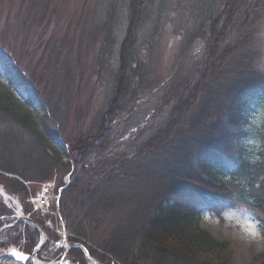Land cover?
I'll list each match as a JSON object with an SVG mask.
<instances>
[{
	"label": "trees",
	"instance_id": "obj_1",
	"mask_svg": "<svg viewBox=\"0 0 264 264\" xmlns=\"http://www.w3.org/2000/svg\"><path fill=\"white\" fill-rule=\"evenodd\" d=\"M263 2L122 0L117 12L116 0H106L104 29L96 31L102 35L97 73L110 68L113 84L105 112L88 133L65 140L67 153L59 138L66 116L58 103L75 86L73 79L65 70L50 88L37 87L0 51V75H6L0 76V120L8 125L0 127V184L22 199L26 182L50 181L64 170L69 183L60 180L56 192L71 242L92 240L94 256L117 264H230L227 240L205 227L204 214L212 210L224 220L219 206L235 200L251 207L261 230L262 244L248 264H264V113L251 116L264 102V66L254 64L244 30ZM171 20L183 47L173 73L158 83L144 52L153 48L160 24ZM148 24L155 26L153 34ZM113 25L121 26V38ZM196 42L201 60L189 59L184 69L180 64ZM210 73L219 78L203 83ZM200 89L198 105L185 115ZM66 156L71 161L65 164ZM7 214L0 201V218ZM28 236L24 244L32 252L40 236ZM73 250L75 261L84 263L82 249ZM60 252L50 253L57 258Z\"/></svg>",
	"mask_w": 264,
	"mask_h": 264
},
{
	"label": "rangeland",
	"instance_id": "obj_2",
	"mask_svg": "<svg viewBox=\"0 0 264 264\" xmlns=\"http://www.w3.org/2000/svg\"><path fill=\"white\" fill-rule=\"evenodd\" d=\"M105 1L0 0V51L16 65V69L18 68L23 73L26 81L37 87L46 88L52 84L54 76H58L61 71L65 70L68 73L66 77L70 80L73 79L75 86H68L71 89L68 92L69 95L60 101L61 103H58L60 105L58 112L66 116L64 125L66 132L62 137H59L61 148L65 153L69 150L65 144L67 138L80 137L94 127L93 125L105 110V102L109 96V92L106 91L113 84L110 68H107L101 76L97 73L102 35L96 31L99 26L103 28ZM121 2L122 0H116L117 12L121 8ZM257 16L252 18V22L244 30L246 36L250 38L249 47L255 54L254 64L259 68L264 66V2L258 9ZM160 25V28L154 32L155 26L148 24V33L153 34L154 32L152 38L154 43L152 42L153 48L149 52H144L146 60L149 62L148 69H150L151 78L158 83L173 73L172 67L176 64L183 47V39L177 34L175 35L176 25L172 20ZM113 27L117 38H121L123 34L121 26L113 25ZM235 40L236 38L233 37L231 45ZM119 41L120 39L111 47L114 50L110 60L111 69L116 67ZM200 43H194L188 50L187 58H184L183 63L180 64L183 65L182 68L185 69L184 63L189 59L201 60L199 51L202 46ZM229 63L230 58L223 63L224 69L221 73L223 79L225 78L224 74L230 69ZM218 69L219 67H216L213 70L214 73L219 72ZM0 76L1 79L6 78V75L1 74ZM211 78L219 77L210 73L205 76L202 82H209L212 80ZM201 90H199L197 98L194 97L196 102L186 109L185 115H192V111L198 105L197 99L203 94V90ZM16 94L25 98L20 89H16ZM253 108L252 119L261 118L264 113V102L258 103ZM129 113L128 116L132 114L131 111ZM160 126L161 123L160 125L156 124L155 128L159 129ZM0 127H4L2 129L6 130L8 125L0 120ZM69 160L71 161L66 156L63 163L66 164ZM4 175L10 180H22L13 174ZM60 180L64 184L69 180V175L65 174L62 169L56 170L54 178L50 181L24 182L27 192L21 193L24 196L22 199L16 194L6 192L3 185L0 184V201L9 211V214L0 218V232H3L0 236V245H4L0 247V264H10L9 261L4 262V259L13 247L20 250L22 248L21 251L31 254L24 244V236L29 237V234L37 231L40 236L39 243L44 240L40 230L25 221L18 222L17 216L22 215L40 226V229L48 236L44 250L37 257L40 264H59L60 262L66 264L68 261L70 264H77L72 252H74V248L79 249V247H71L72 245L84 247L88 256L91 257L85 256L84 250L80 248L85 257L83 258L84 263L78 264H117L114 259H107L103 262L100 261L99 256H94L93 252H97V248L90 244L92 240L84 243L85 245L71 242L73 235L66 228L59 213L58 199H54V193L58 194L56 188ZM40 198L49 199V204L44 211L39 210L35 204ZM219 210L223 212L224 220L217 218L214 211L207 210L204 214L205 227L210 229L215 236L227 240L229 247L226 258L232 264H248L252 249L260 247L262 244L261 230L256 216H254L251 207L235 200L226 201L219 206ZM10 226L9 230H5ZM63 229L66 230L67 237L62 233ZM17 238L20 243L15 244L14 241L17 242ZM60 249L61 252L57 258L50 253V251L53 254L57 253V250Z\"/></svg>",
	"mask_w": 264,
	"mask_h": 264
},
{
	"label": "water",
	"instance_id": "obj_3",
	"mask_svg": "<svg viewBox=\"0 0 264 264\" xmlns=\"http://www.w3.org/2000/svg\"><path fill=\"white\" fill-rule=\"evenodd\" d=\"M5 197H7V195H5ZM17 218H18V222L25 221L30 226L35 227L36 229L40 230L41 236L43 237L44 240L36 246L35 251L32 254H28L26 252L24 253L20 249H17V248H14V247L11 248L9 250V252L7 253V257L4 259V262L9 261L10 264H37V262H38V258L37 257L44 250L45 244H46V242L48 240V236L46 235V233H44L40 229V226H38L35 222H33L31 219H29L25 215L17 216ZM10 228H11V226L7 227L5 230H9ZM2 233L0 232V236L2 235ZM71 247H75V246H71ZM76 247L82 248L84 250V252H85V256H87L88 258H91L90 256H88V253L86 252L84 247H82L80 245L76 246ZM14 249L16 251L20 252L22 254V256L25 257V259H19V258L15 257V256H12L11 253H12V251ZM59 264H64V263L60 262ZM66 264H70V262L68 261Z\"/></svg>",
	"mask_w": 264,
	"mask_h": 264
},
{
	"label": "bare ground",
	"instance_id": "obj_4",
	"mask_svg": "<svg viewBox=\"0 0 264 264\" xmlns=\"http://www.w3.org/2000/svg\"><path fill=\"white\" fill-rule=\"evenodd\" d=\"M49 199H50V198H49ZM49 199L46 200L44 203L41 202V201L43 200L42 198L38 199V201L35 202L37 208H38L39 210L44 211V209H45V208L48 206V204H49ZM37 264H40V263L37 262Z\"/></svg>",
	"mask_w": 264,
	"mask_h": 264
},
{
	"label": "snow or ice",
	"instance_id": "obj_5",
	"mask_svg": "<svg viewBox=\"0 0 264 264\" xmlns=\"http://www.w3.org/2000/svg\"><path fill=\"white\" fill-rule=\"evenodd\" d=\"M51 117H52V114L49 113V118L51 119ZM18 239H19V238H17V240H18ZM38 242H39V241H36V240L32 241L33 245H35V244L38 243ZM11 255H12V256H15V257H17V258H19V259H25V257L22 256V254H21L20 252L16 251L15 249L12 251Z\"/></svg>",
	"mask_w": 264,
	"mask_h": 264
},
{
	"label": "built area",
	"instance_id": "obj_6",
	"mask_svg": "<svg viewBox=\"0 0 264 264\" xmlns=\"http://www.w3.org/2000/svg\"><path fill=\"white\" fill-rule=\"evenodd\" d=\"M45 198L47 199V197H45ZM48 198H50V197H48ZM46 199H45V200L43 199V200H44V202L46 201ZM43 200L41 201L42 203H44V202H43Z\"/></svg>",
	"mask_w": 264,
	"mask_h": 264
},
{
	"label": "flooded vegetation",
	"instance_id": "obj_7",
	"mask_svg": "<svg viewBox=\"0 0 264 264\" xmlns=\"http://www.w3.org/2000/svg\"><path fill=\"white\" fill-rule=\"evenodd\" d=\"M45 233H46V232H45ZM3 246H4L3 244H2V245H0V247H3ZM50 252H52V251H50ZM59 255H60V254H59ZM59 255H58V256H59ZM58 256H57V257H58ZM77 264H78V263H77Z\"/></svg>",
	"mask_w": 264,
	"mask_h": 264
}]
</instances>
